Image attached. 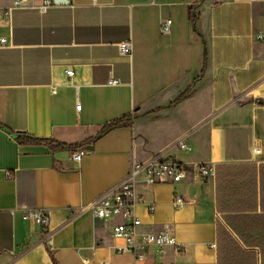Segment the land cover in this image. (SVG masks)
Returning a JSON list of instances; mask_svg holds the SVG:
<instances>
[{"label":"crops","instance_id":"0c3cea01","mask_svg":"<svg viewBox=\"0 0 264 264\" xmlns=\"http://www.w3.org/2000/svg\"><path fill=\"white\" fill-rule=\"evenodd\" d=\"M21 1L0 0V264H135L113 233L129 220L90 206L157 157L216 174L139 177L142 230L183 246H146L142 264H264V0ZM38 209L48 229L24 220Z\"/></svg>","mask_w":264,"mask_h":264},{"label":"built area","instance_id":"2783aa9c","mask_svg":"<svg viewBox=\"0 0 264 264\" xmlns=\"http://www.w3.org/2000/svg\"><path fill=\"white\" fill-rule=\"evenodd\" d=\"M54 3L52 0H45L43 5L39 7L40 11L45 12L47 8ZM21 0H14L13 6L20 7ZM172 29V20L163 19L160 21V32L163 35H169ZM259 41L264 40V34H258ZM7 41L5 38L0 39V47H6ZM121 55L129 56L133 52V44L131 41L122 42L119 45ZM73 70L67 71V76L72 77ZM110 85H117L116 80H111ZM81 106H77L80 110ZM178 147L181 150H188V146L183 142H178ZM86 147H82L72 151L71 159L74 162L80 163L83 157L87 154ZM255 152L261 153V148L257 147ZM191 171H195L203 180H207L216 174V167L213 164H192L186 165L175 161H163L161 158H154L149 163H135L128 173L127 179L119 191L111 197L102 198L94 202L90 208L94 210L95 216L100 219H111L117 216L129 220V223L119 224L114 228V236L122 238L126 241V247H119L118 253L130 252L134 257L135 264H142L146 261V256L143 249L146 246H156L160 251L168 246H173L176 252H180L183 246L177 243L176 239L166 231L153 232L142 230V222L135 213L136 205L141 201L137 194V186L139 177L143 175L144 183L147 186L167 183H180L185 180ZM11 174L8 173V177ZM187 201L181 196H176L173 202L175 209L184 206ZM150 212L154 211L152 205L149 206ZM23 218L26 221H31L43 229H48L50 225V217L44 210H25ZM214 246V245H213Z\"/></svg>","mask_w":264,"mask_h":264},{"label":"trees","instance_id":"16d2710c","mask_svg":"<svg viewBox=\"0 0 264 264\" xmlns=\"http://www.w3.org/2000/svg\"><path fill=\"white\" fill-rule=\"evenodd\" d=\"M121 126H122V121H116V122L112 123V125L109 126L107 129H105V130L100 134V136L103 135L107 130H110V129H113V128H119V127H121ZM22 135H23V134H19V135H18V139H19V141H21V142H31V141H33V138H28V139L22 140V139H21V137H23ZM97 138H98V136H97ZM97 138H96V139H97Z\"/></svg>","mask_w":264,"mask_h":264},{"label":"rangeland","instance_id":"374dc122","mask_svg":"<svg viewBox=\"0 0 264 264\" xmlns=\"http://www.w3.org/2000/svg\"><path fill=\"white\" fill-rule=\"evenodd\" d=\"M179 134V130L178 129H171L167 135L165 136V138L160 139L159 140V145H162V142L164 140V143H167L169 141H171L173 138H175L177 135Z\"/></svg>","mask_w":264,"mask_h":264},{"label":"water","instance_id":"95a60500","mask_svg":"<svg viewBox=\"0 0 264 264\" xmlns=\"http://www.w3.org/2000/svg\"><path fill=\"white\" fill-rule=\"evenodd\" d=\"M63 0H54V4H62ZM260 103H262L261 101H258Z\"/></svg>","mask_w":264,"mask_h":264}]
</instances>
